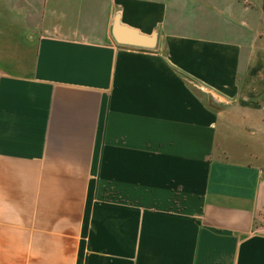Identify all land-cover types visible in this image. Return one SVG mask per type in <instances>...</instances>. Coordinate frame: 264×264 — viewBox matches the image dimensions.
Listing matches in <instances>:
<instances>
[{
	"label": "crops",
	"instance_id": "1",
	"mask_svg": "<svg viewBox=\"0 0 264 264\" xmlns=\"http://www.w3.org/2000/svg\"><path fill=\"white\" fill-rule=\"evenodd\" d=\"M0 264H264L263 0H0Z\"/></svg>",
	"mask_w": 264,
	"mask_h": 264
},
{
	"label": "water",
	"instance_id": "2",
	"mask_svg": "<svg viewBox=\"0 0 264 264\" xmlns=\"http://www.w3.org/2000/svg\"><path fill=\"white\" fill-rule=\"evenodd\" d=\"M114 34L121 43L152 47L155 44V38H150L140 34L137 30L128 28L121 24L117 19Z\"/></svg>",
	"mask_w": 264,
	"mask_h": 264
},
{
	"label": "trees",
	"instance_id": "3",
	"mask_svg": "<svg viewBox=\"0 0 264 264\" xmlns=\"http://www.w3.org/2000/svg\"><path fill=\"white\" fill-rule=\"evenodd\" d=\"M263 7H264V0H263Z\"/></svg>",
	"mask_w": 264,
	"mask_h": 264
}]
</instances>
